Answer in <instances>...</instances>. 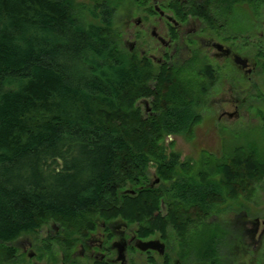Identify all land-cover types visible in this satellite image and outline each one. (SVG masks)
<instances>
[{
	"label": "trees",
	"instance_id": "trees-1",
	"mask_svg": "<svg viewBox=\"0 0 264 264\" xmlns=\"http://www.w3.org/2000/svg\"><path fill=\"white\" fill-rule=\"evenodd\" d=\"M243 5L256 15L264 0L187 3L196 14L217 8L223 16ZM114 11L99 1L0 0V253L47 220L97 214L154 222L161 201L176 229L188 216L199 230L205 216L224 210L219 204L251 199L264 180L255 141L230 158L205 154L197 172L166 153L165 136L192 137L199 88L176 74L151 89L156 73L120 46ZM151 97L153 115L143 119L136 104ZM151 165L161 182H172L147 185Z\"/></svg>",
	"mask_w": 264,
	"mask_h": 264
},
{
	"label": "flooded vegetation",
	"instance_id": "flooded-vegetation-1",
	"mask_svg": "<svg viewBox=\"0 0 264 264\" xmlns=\"http://www.w3.org/2000/svg\"><path fill=\"white\" fill-rule=\"evenodd\" d=\"M134 2L145 7L144 17H127L119 43L132 60L155 69L151 89L161 75H182L186 86L197 84L195 109L209 116L200 114V124L213 127L246 126L254 111L264 113V33L253 17L238 25L233 9L225 16L217 8L205 15L188 7V0ZM152 101L137 102L143 119L153 115ZM185 174L189 180V170ZM158 184L159 178L147 183ZM233 201L230 223L210 214L193 231L189 217L184 229H176L162 201L154 222L97 214L78 222L47 220L4 242L0 264H264V217L258 213L264 209L252 211V199Z\"/></svg>",
	"mask_w": 264,
	"mask_h": 264
},
{
	"label": "rangeland",
	"instance_id": "rangeland-1",
	"mask_svg": "<svg viewBox=\"0 0 264 264\" xmlns=\"http://www.w3.org/2000/svg\"><path fill=\"white\" fill-rule=\"evenodd\" d=\"M78 1H81L86 5H93L96 1L109 2V4L114 7L115 11L113 12L111 28L113 29V33L118 37V42H121V36H125V31L127 30L125 29V21L127 17H144L145 14V7L142 5V7L137 8V5L134 2L135 0ZM249 9V7L244 5L233 8L232 21L237 23L238 25H242L243 22L246 23L248 15H250V17H253L254 19L256 28L259 29L260 32L264 33V8L261 9L256 15L252 14ZM128 28L129 30L133 29L137 32V28L134 25H130L128 26ZM145 35L147 37V34ZM152 70L154 71L155 69ZM154 73L156 72L154 71ZM199 113L201 115L203 114L204 117L209 118L207 113L205 114L201 111H199ZM250 116H248V118L253 121H249L250 123L248 122L246 126L235 124L229 127H213L211 125L200 124L199 121V123L194 126L193 134L190 139L184 137V135L165 136L163 139V144L167 147L166 153H176L177 155H179V162H187L191 166V168H193L192 172H197L199 171L198 169L203 167L204 163H206L205 159L208 160L205 157V154L213 156L218 160L222 159V157L230 158L233 157L234 154L232 155V152L237 147L250 144L253 141H255L259 145L260 149L264 151V129L262 120V117H264V113L261 110H256ZM248 118L247 116H245V119ZM245 119L243 121H245ZM207 169L208 168L204 170ZM153 173L155 174V176H153ZM146 178V183H151L155 180V178H159L158 173L156 172L154 167H152V165L148 169ZM169 182H172V180L167 179L162 181L161 183L168 184ZM138 188L141 187L139 186ZM126 191H128L127 188L123 190V192ZM243 199L245 200L246 198L239 196V200L242 201ZM251 199L256 204V207L252 208V211H259V209H264V180L254 186V192ZM242 204H246V202H242ZM235 205L236 202H234L233 200H228L225 203H221L219 204L218 208H223L224 210L213 215H218L220 221H223L226 224L230 223L233 218L232 213L236 208ZM258 213L261 218L262 216L264 217L263 211ZM189 218V221L194 219L193 217Z\"/></svg>",
	"mask_w": 264,
	"mask_h": 264
},
{
	"label": "water",
	"instance_id": "water-1",
	"mask_svg": "<svg viewBox=\"0 0 264 264\" xmlns=\"http://www.w3.org/2000/svg\"><path fill=\"white\" fill-rule=\"evenodd\" d=\"M235 61L240 65L244 64V60L240 59L239 57H236Z\"/></svg>",
	"mask_w": 264,
	"mask_h": 264
}]
</instances>
